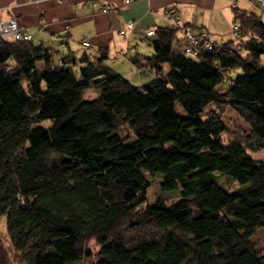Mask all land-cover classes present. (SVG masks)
<instances>
[{
  "label": "trees",
  "instance_id": "obj_1",
  "mask_svg": "<svg viewBox=\"0 0 264 264\" xmlns=\"http://www.w3.org/2000/svg\"><path fill=\"white\" fill-rule=\"evenodd\" d=\"M230 10L240 39L195 55L173 49L177 24L154 27L150 54H123L155 75L140 85L105 48L0 36V217L19 262L264 264L249 239L264 230V160L249 154L264 148V27ZM225 106L247 128L227 131ZM143 171L178 197L145 202Z\"/></svg>",
  "mask_w": 264,
  "mask_h": 264
},
{
  "label": "crops",
  "instance_id": "obj_2",
  "mask_svg": "<svg viewBox=\"0 0 264 264\" xmlns=\"http://www.w3.org/2000/svg\"><path fill=\"white\" fill-rule=\"evenodd\" d=\"M102 1L109 4L107 9L102 10L87 0H0V17L13 13L35 44L62 52L67 51L68 46L76 55L86 52L89 57L97 54L98 48H105L109 56L118 49L150 54L152 48L145 29L153 31L157 25L172 26L173 19L164 15L165 8L169 6L175 8L179 21L174 26L172 40L175 50L183 47L184 32L195 33L203 29L209 34L220 31L221 26L225 28L227 23L226 5L221 0ZM128 20H132L134 26L125 29L122 35L118 30ZM85 38L88 44L83 45L81 40ZM106 61L120 73L137 69L123 55Z\"/></svg>",
  "mask_w": 264,
  "mask_h": 264
},
{
  "label": "rangeland",
  "instance_id": "obj_3",
  "mask_svg": "<svg viewBox=\"0 0 264 264\" xmlns=\"http://www.w3.org/2000/svg\"><path fill=\"white\" fill-rule=\"evenodd\" d=\"M221 2L225 3L226 5L225 13L227 16V20H226L227 23L225 24V28L221 26V28L219 29L220 31H217V32L215 31L213 33L208 34V35L211 34L209 36L210 39L215 40L217 42L227 40V39H232L231 31H230L231 23H232V13L229 8L232 2L231 0H221ZM234 4L239 9H244L248 12L250 11L253 13L257 12V7L250 0H237ZM115 63H119V62L116 61ZM167 69H168V65L164 63L162 67V71L165 72ZM122 70H125V69H122ZM239 71H240L239 68H235L231 70L229 74L230 76H234ZM122 74L125 75L133 85L144 84L155 77V75L151 74V72H149L146 68L133 69V70L124 72ZM85 94L87 96H91L94 94V90L87 89L85 91ZM175 107L180 113H183V109L177 102L175 103ZM221 118L227 128L226 129L227 131L232 130L235 127V125H238L242 129L247 128V124L235 113V111L230 106L224 107L221 113ZM118 131L122 135L130 133L129 128H127L126 126L120 127ZM226 135L227 133H222V138L224 140L227 139ZM249 154L251 157L255 159L264 160V148L257 149V150H251L249 151ZM142 173L149 181V184L147 188L145 189V202H152L156 198H159L165 201L166 203H169L178 197L177 188L173 190H162L160 188L159 174L150 175L147 171H143ZM217 179L220 182V184H222V186H224L227 189L233 188L237 184L235 181L224 178L222 176H218ZM249 239L254 244L255 249L259 251L263 250L264 248L263 228L261 227L256 228L254 234L250 236ZM87 244L91 249L96 248V244L94 243L93 239H89L87 241ZM0 264H22L21 262H19L17 252L13 250V248L9 244L8 236L4 228L3 217H0Z\"/></svg>",
  "mask_w": 264,
  "mask_h": 264
},
{
  "label": "built area",
  "instance_id": "obj_4",
  "mask_svg": "<svg viewBox=\"0 0 264 264\" xmlns=\"http://www.w3.org/2000/svg\"><path fill=\"white\" fill-rule=\"evenodd\" d=\"M30 1V0H27ZM129 0H122L123 3H127ZM237 0H231L232 4H234ZM257 7L258 18L262 26L264 27V0H250ZM87 2L91 5H98V7L102 10L107 9L109 4L106 1L102 0H87ZM10 7V5H8ZM165 17H171L173 19L174 24H178V18L176 16V10L173 6L166 7L164 10ZM134 26V22L132 20H128L125 22L124 26L121 27L118 32L120 34H125V29H131ZM152 29L146 28L145 34L151 35ZM0 36L1 37H11L15 39L29 40L31 39L30 33L22 26L16 16L13 13L8 14L7 16L0 17ZM231 37L234 40L240 39V31L235 22L231 23ZM183 41L184 45L181 48V51L185 54L195 55L200 46L205 48L213 47V43L210 40L207 32L203 29H199L197 32H184L183 33ZM81 43L83 45L88 44V39H82ZM124 53L131 54V51L128 49L125 50H116L109 58H117L123 55Z\"/></svg>",
  "mask_w": 264,
  "mask_h": 264
}]
</instances>
